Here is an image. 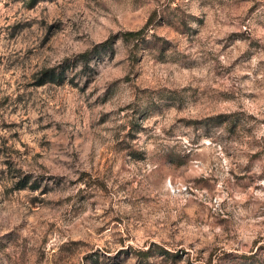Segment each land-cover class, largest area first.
Wrapping results in <instances>:
<instances>
[{
	"label": "rangeland",
	"instance_id": "rangeland-1",
	"mask_svg": "<svg viewBox=\"0 0 264 264\" xmlns=\"http://www.w3.org/2000/svg\"><path fill=\"white\" fill-rule=\"evenodd\" d=\"M0 264H264V0H0Z\"/></svg>",
	"mask_w": 264,
	"mask_h": 264
},
{
	"label": "trees",
	"instance_id": "trees-1",
	"mask_svg": "<svg viewBox=\"0 0 264 264\" xmlns=\"http://www.w3.org/2000/svg\"><path fill=\"white\" fill-rule=\"evenodd\" d=\"M155 16L156 15L151 16V18L149 19V22L146 26H144L138 30H129V31H124L118 35L116 34V35L108 38L107 40L97 44L93 49H90V50L82 53L80 55V57L88 59L92 53L99 52L100 49L112 47L113 43L119 38L122 39L126 43H134L135 46L139 45L138 44L139 41L144 38V36L147 32L148 25L154 22ZM44 75L47 76V78L42 82L43 84L46 82H49V81L56 80V73H55V70H53V69L44 72Z\"/></svg>",
	"mask_w": 264,
	"mask_h": 264
}]
</instances>
